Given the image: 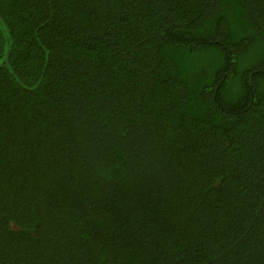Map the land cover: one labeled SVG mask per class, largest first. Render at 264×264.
Instances as JSON below:
<instances>
[{
    "label": "trees",
    "instance_id": "16d2710c",
    "mask_svg": "<svg viewBox=\"0 0 264 264\" xmlns=\"http://www.w3.org/2000/svg\"><path fill=\"white\" fill-rule=\"evenodd\" d=\"M0 264H264V0H0Z\"/></svg>",
    "mask_w": 264,
    "mask_h": 264
}]
</instances>
